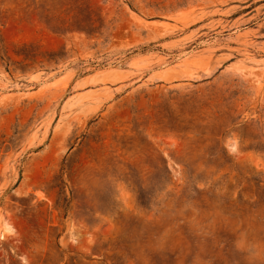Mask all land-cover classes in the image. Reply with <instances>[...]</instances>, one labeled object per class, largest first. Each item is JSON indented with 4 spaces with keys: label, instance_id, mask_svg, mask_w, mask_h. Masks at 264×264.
Instances as JSON below:
<instances>
[{
    "label": "rangeland",
    "instance_id": "374dc122",
    "mask_svg": "<svg viewBox=\"0 0 264 264\" xmlns=\"http://www.w3.org/2000/svg\"><path fill=\"white\" fill-rule=\"evenodd\" d=\"M0 264H264V0H0Z\"/></svg>",
    "mask_w": 264,
    "mask_h": 264
}]
</instances>
